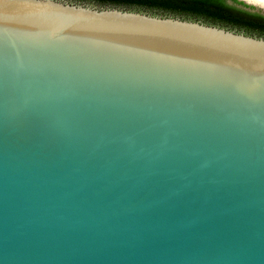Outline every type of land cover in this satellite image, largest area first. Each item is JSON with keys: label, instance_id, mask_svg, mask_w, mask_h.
<instances>
[{"label": "water", "instance_id": "obj_1", "mask_svg": "<svg viewBox=\"0 0 264 264\" xmlns=\"http://www.w3.org/2000/svg\"><path fill=\"white\" fill-rule=\"evenodd\" d=\"M0 264H264V38L0 0Z\"/></svg>", "mask_w": 264, "mask_h": 264}, {"label": "trees", "instance_id": "obj_2", "mask_svg": "<svg viewBox=\"0 0 264 264\" xmlns=\"http://www.w3.org/2000/svg\"><path fill=\"white\" fill-rule=\"evenodd\" d=\"M101 7H131L186 15L264 34V16L230 6L226 0H71ZM237 2V0H234Z\"/></svg>", "mask_w": 264, "mask_h": 264}, {"label": "flooded vegetation", "instance_id": "obj_3", "mask_svg": "<svg viewBox=\"0 0 264 264\" xmlns=\"http://www.w3.org/2000/svg\"><path fill=\"white\" fill-rule=\"evenodd\" d=\"M226 3L230 6H234L238 9L243 10V11H246L249 13H256V14L264 16V12H262L261 10L258 11L256 7H254L252 5L249 6V5L245 4L243 1L237 0V2H235L234 0H226ZM98 7H101V6H98ZM119 8H126V7H119ZM127 9L132 10V11L145 12V13H149L152 15H159V16H165V17L172 16V17H179V18H182L184 20L197 21V22L200 21V22H203V23L208 24V25L218 26V27L225 28V29L235 31L238 33H244V34L249 35V36H256V37L264 38V34H261L258 32H251V31H248L244 28L233 27L232 25H226V24H222V23H211V22L205 21L203 19L192 18V17H188L186 15H178V14H173V13H163V12H159V11H150V10H146V9H137V8H131V7L130 8L127 7Z\"/></svg>", "mask_w": 264, "mask_h": 264}, {"label": "bare ground", "instance_id": "obj_4", "mask_svg": "<svg viewBox=\"0 0 264 264\" xmlns=\"http://www.w3.org/2000/svg\"><path fill=\"white\" fill-rule=\"evenodd\" d=\"M253 1H256V2H258V3H262V4H264V0H253Z\"/></svg>", "mask_w": 264, "mask_h": 264}]
</instances>
